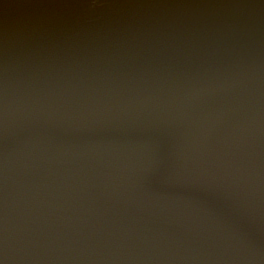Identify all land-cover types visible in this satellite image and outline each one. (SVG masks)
Instances as JSON below:
<instances>
[{
    "label": "water",
    "instance_id": "water-1",
    "mask_svg": "<svg viewBox=\"0 0 264 264\" xmlns=\"http://www.w3.org/2000/svg\"><path fill=\"white\" fill-rule=\"evenodd\" d=\"M4 264H264V0H0Z\"/></svg>",
    "mask_w": 264,
    "mask_h": 264
},
{
    "label": "snow or ice",
    "instance_id": "snow-or-ice-1",
    "mask_svg": "<svg viewBox=\"0 0 264 264\" xmlns=\"http://www.w3.org/2000/svg\"><path fill=\"white\" fill-rule=\"evenodd\" d=\"M0 264H4V260L2 258V255H0Z\"/></svg>",
    "mask_w": 264,
    "mask_h": 264
}]
</instances>
